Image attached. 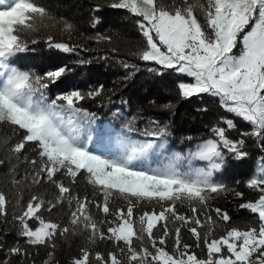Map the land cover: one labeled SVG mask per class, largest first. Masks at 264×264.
Returning <instances> with one entry per match:
<instances>
[{"label": "snow or ice", "instance_id": "6c2138e0", "mask_svg": "<svg viewBox=\"0 0 264 264\" xmlns=\"http://www.w3.org/2000/svg\"><path fill=\"white\" fill-rule=\"evenodd\" d=\"M108 6L125 10L135 19L143 41L134 55L145 64L158 66L149 67V72L171 70L184 77L176 84L182 99L204 94L218 97L224 111L244 121L249 130L240 131L239 138H230L229 132L236 129V124L222 116L209 128V138L182 153L168 151V126L157 119H147L143 128L129 121L118 132L112 128L94 129L96 113L84 105L102 98L103 85L50 95L52 86H58L72 71L70 67L37 74L14 66V58L34 50L29 47L38 43L34 34L51 16L37 0H13L10 10L0 11V125H8L19 137L8 148V162L23 156L32 167L31 183L46 181L57 190L55 200L32 195L13 216L19 236L27 245L54 249L57 235L80 229L92 242H113L121 254L127 253L128 264H264V0H198L196 4L191 0H172L168 4L164 0H110ZM93 11H100V5ZM198 14L204 17L203 24ZM98 22L94 19L93 27ZM63 31L70 35L73 25L65 22ZM89 39L111 42V37L99 34ZM45 43L49 49L63 53L82 48L56 41L51 35ZM123 67L138 70L128 63ZM159 107L166 111L172 105ZM114 115L118 117L119 113ZM246 138H251L260 152L256 172L246 181V187L257 193V198L241 203L239 208L254 215L255 225L246 229L226 227L218 238H210L214 231L211 226L217 223L212 213L226 226L232 218L219 207L210 208L209 202L226 192L244 197V193L217 183L214 175L228 163L226 153L240 161L248 157L244 150ZM184 139L191 142L194 138L189 135ZM106 140H114L116 150L104 148ZM94 143L96 147H90ZM28 148L35 153L32 159L25 155ZM153 157L158 160L157 166H146ZM194 162L204 163L197 167ZM5 163L0 159V165ZM83 174L94 195L102 199L80 196L73 190L72 185ZM114 194L126 201V207L112 209L110 198ZM141 202H154L160 210L143 211L137 217ZM65 203L69 207L66 225L45 219V211L52 213ZM178 203H187L191 215L180 214ZM8 204L7 195L0 191V221L6 222ZM91 207L106 219L98 223ZM170 221L180 226L170 229ZM37 223V227L32 226ZM105 224L106 232L102 227ZM158 226L159 237L154 232ZM206 226L209 230L202 233L200 229ZM182 228H187L196 248L203 245L206 249L203 258L191 251L193 245L182 242ZM170 236L174 238L171 252L166 250ZM134 241L140 242L139 247ZM8 255L28 256L18 245L8 248ZM91 257L88 249H81L72 264H91ZM95 261L123 264L113 252L106 257L97 252ZM0 264H9V260Z\"/></svg>", "mask_w": 264, "mask_h": 264}, {"label": "trees", "instance_id": "16d2710c", "mask_svg": "<svg viewBox=\"0 0 264 264\" xmlns=\"http://www.w3.org/2000/svg\"><path fill=\"white\" fill-rule=\"evenodd\" d=\"M172 0H164V3H171ZM196 4L198 0H191ZM203 2V0H199ZM37 3L44 6L51 19H45L34 38L38 43L30 44L31 50L21 53L14 58V66L22 70L31 69L37 74L56 67L67 65L72 69L67 76L62 78L58 86H52L49 94L54 95L59 91H67L71 88H79L88 91L91 88L104 86V93L98 102H87L85 107L89 111L96 113V122L93 125L97 128H112L120 131L129 121L134 120L137 127L143 128L144 122L151 118L157 119L163 125L168 126L169 136L167 138V149L169 152L187 153L194 150L195 145L203 139L211 136L209 128L219 121L220 117L234 120L236 129L229 132L230 138H239L240 131L249 130V126L241 119L231 113H227L220 105L218 97L204 94L200 97L182 99L178 94L176 84L184 77L171 70L162 73L149 72L148 65L137 59L136 53L142 47V35L140 34L135 19L125 10L112 9L108 6L110 0H37ZM99 4L100 11H93ZM13 5V0H0V11H8ZM99 22L93 27V20ZM198 19L203 24L204 17L198 14ZM73 25V31L69 35L63 31L64 23ZM111 37V42L89 39L97 35ZM48 35L53 36L56 41L67 42L69 44L81 45L73 53H63L58 50L49 49L45 43ZM83 49H88L87 51ZM85 61V63H80ZM124 63L136 65L137 69L123 67ZM170 103V110L162 111L160 105ZM207 109V111H202ZM116 113H119L117 117ZM95 138V132L93 133ZM134 136L136 134H133ZM192 136L193 141H186V136ZM138 138V137H137ZM18 135L8 125H0V159L6 163L0 165V191L8 197V215L6 222L0 221V261L9 260V264H44L47 260L49 264H72V260L81 254V249H88L92 253L91 264H97L95 253L99 252L105 257L108 253H116L123 264H128L127 253L121 254L116 245L107 240H89V234L77 229L66 233L64 236L57 235L54 243L55 248L46 246L27 245L23 238L19 236L18 228L13 221V216L21 211L23 205L27 203L32 195L41 196L43 199L55 200L57 196L56 188L42 181L40 184L31 183L32 167L24 162V157L19 159L11 158L9 163L8 148L17 142ZM116 144L114 140H106L105 144ZM95 148V143L90 145ZM245 151L248 157L242 161L236 160L231 154L226 153L228 163L225 168L214 175L217 183H222L227 188L244 193L243 198L235 197L232 192H226L209 202L210 208L219 207L227 211L231 216V221L226 226L219 222L212 213L213 219L217 220L210 238H218L225 231L226 227H238L246 229L250 225H255V217L247 210L240 209L239 205L249 200L257 198V193L246 187V181L256 172V161L260 155L259 149L255 146L251 138H246ZM25 155L28 159L35 157V153L28 148ZM157 158L153 157L150 163H156ZM204 162H194L195 166H203ZM14 169V171H13ZM27 176V180L24 178ZM58 178L59 175H58ZM65 184H69L67 178H63ZM20 181L19 184L14 181ZM73 190L80 196L88 195L89 198L100 200L101 195H94L93 187L88 184L86 174L78 176L76 183L72 185ZM20 204H17V200ZM110 206L113 210L126 207L124 201L118 194L110 198ZM160 210V206L153 203L141 202L136 210L135 216H139L143 211ZM93 218L99 223L106 218L95 207L90 209ZM177 211L180 214L191 215L187 203L177 204ZM69 207L67 203L58 206L52 213L44 212L45 219L60 222L62 225L68 223ZM111 219V217H108ZM37 227V224H33ZM179 222H169V228L178 227ZM106 232L108 225L102 226ZM209 226L200 229L202 233L207 232ZM159 237L161 230L159 226L154 230ZM183 243L193 245L191 251L201 258L204 257L206 249L196 248L195 241L187 228L181 229ZM147 245V240L144 241ZM139 247L140 242L134 241ZM20 246L27 252V258L23 256H9L8 248ZM174 245V238L170 236L166 243V250L171 252ZM120 247H123L121 244ZM49 252L52 253L51 258Z\"/></svg>", "mask_w": 264, "mask_h": 264}, {"label": "rangeland", "instance_id": "374dc122", "mask_svg": "<svg viewBox=\"0 0 264 264\" xmlns=\"http://www.w3.org/2000/svg\"><path fill=\"white\" fill-rule=\"evenodd\" d=\"M116 144H106V145H104V148H106V149H110V150H116ZM157 163H158V161L156 162V163H150V160L147 162V165L146 166H148V167H156L157 166Z\"/></svg>", "mask_w": 264, "mask_h": 264}]
</instances>
